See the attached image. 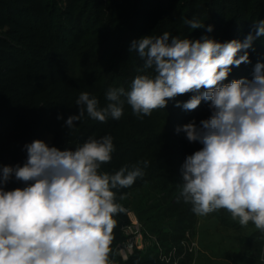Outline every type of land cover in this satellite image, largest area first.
<instances>
[{"label": "clouds", "instance_id": "1", "mask_svg": "<svg viewBox=\"0 0 264 264\" xmlns=\"http://www.w3.org/2000/svg\"><path fill=\"white\" fill-rule=\"evenodd\" d=\"M185 23L191 29L205 27L195 17ZM212 30L209 25L207 31ZM260 36L264 20L242 42L170 39L168 32L133 40L129 51L144 60L143 70L156 74L137 75L127 91L109 88L103 107L81 92L75 101L79 112L67 118L65 127L75 130L85 116L101 123L119 120L125 104L142 119L191 93L175 106L191 111L203 101L211 115L199 125L193 121L176 129L202 145L182 165L178 199L197 216L224 209L242 227L252 223L264 233V63L255 65L251 80L225 83L233 67L250 63L248 49ZM24 149L23 166L0 167V264H112L115 217L126 212L114 190L143 178L148 161L114 174L101 171L115 151L111 135L89 137L74 150L40 139ZM13 177L26 186L5 190Z\"/></svg>", "mask_w": 264, "mask_h": 264}, {"label": "trees", "instance_id": "2", "mask_svg": "<svg viewBox=\"0 0 264 264\" xmlns=\"http://www.w3.org/2000/svg\"><path fill=\"white\" fill-rule=\"evenodd\" d=\"M110 1L117 9L128 4V0ZM225 1L213 0L212 10L222 20L227 17ZM237 1L243 3L242 6L245 7L239 11L247 16V1ZM178 2L179 0H172L171 4ZM197 4L199 0H196ZM46 13L47 5L44 0H0V167L18 164L23 166L27 160L24 145L36 139L42 140L45 134H50L53 138L50 146L61 150H74L89 137L99 139L111 135L115 151L111 161L101 166V171L114 174L121 167L131 168L138 162L148 161L143 178H138L130 188L114 190L117 202L122 204L121 195L125 198L130 191L148 182L161 180L162 191L167 192L169 197L177 191L173 204H180L178 200L181 198L178 197L182 183L169 187V182L177 176L182 177L181 167L186 157L198 151L196 146L202 145L199 142H189L186 134L183 131L177 132L176 129L193 121L199 125L206 118H203L202 113L208 106L204 105L205 109L201 114V111L196 114L194 112L193 115L186 113L180 122L177 119L183 108L175 105L177 102H184L181 97L176 102L169 100L171 106L157 109L151 116L142 119L137 118L131 107L125 104L124 114L119 120L109 118L106 123H101L85 116L81 122H76L75 130L69 132L65 121L70 115L78 114L79 108L75 101L81 92L86 91L95 96L103 107L107 103L106 91L109 88H119L114 81L121 77L128 81L132 78L122 74L120 65L115 67L117 72L111 79L105 73L91 71L92 67H98L101 62L95 65L88 58L92 52H79L76 46L51 32L42 20ZM142 16L149 30L153 18L144 14ZM245 22L246 20L241 24L243 30ZM213 23L214 28L220 31L222 26L217 21ZM239 30L237 27L236 32ZM10 39L20 43V47ZM135 64L136 61L131 60L127 67L131 69ZM127 88L126 86V91ZM179 157L181 162L177 160ZM140 166L143 167V164ZM25 186L13 177L4 187L5 190H13ZM178 209L180 215L187 217L185 211H180V207L176 206V210ZM218 211L209 215L219 217ZM115 219L118 223L112 242L118 244L126 240L123 231L131 221L127 210ZM259 243L264 245L262 239ZM126 264L160 263L158 260L141 262L131 257Z\"/></svg>", "mask_w": 264, "mask_h": 264}, {"label": "rangeland", "instance_id": "3", "mask_svg": "<svg viewBox=\"0 0 264 264\" xmlns=\"http://www.w3.org/2000/svg\"><path fill=\"white\" fill-rule=\"evenodd\" d=\"M44 1L47 13L42 20L51 32L76 46L79 52H92L88 55L91 62L95 65L97 62L101 63L98 67H92L91 71L105 73L110 79L116 74L115 67L118 65L121 66L122 74L132 80L137 75L156 74L152 69L143 70L142 58L136 52L129 51L133 40L145 36L158 37L168 32L170 39L180 37L195 41L207 36L221 43L232 39L242 42L250 32L254 35V24L264 20V0H246L247 16L239 11L245 7L242 2L224 0L227 17L223 20L213 12V0H199L197 5L196 0H179L177 4H171L172 0H128V4L122 9L114 7L110 0ZM151 12L153 13L150 14ZM143 14L153 18L149 30L142 19ZM193 17L205 27L191 29L185 20ZM245 20L243 30L241 24ZM214 21L222 26L220 31L214 28ZM209 25L213 29L211 32L207 31ZM237 27L240 28L238 32ZM10 41L20 47L16 40ZM248 53L250 63L233 67L225 83L233 79L253 78L255 65L258 62L264 63V36L254 39ZM131 60H135L136 64L129 69L127 66ZM134 68L136 69L132 74ZM132 80L121 77L114 84L125 90L127 86V90H130ZM191 95H180L171 101L176 102L181 97L185 102ZM204 105L208 106L205 110ZM167 106H171L170 102ZM196 112L202 113L205 119L211 115L209 104L202 101L195 110L182 109L177 120L181 122L186 113L193 115ZM52 139L50 134H45L42 138L49 145ZM201 148L200 145L196 146L197 150ZM177 160L181 162L182 159L179 157ZM161 183V180L148 182L130 191L123 199L122 205L130 218L139 224L141 231L135 233L124 229V242L136 241L131 251L122 252L120 243H111L112 264H126L131 257L141 262L158 260L160 264H264V245L259 243L260 239L264 241V233L255 229L252 223L242 227L224 209L218 211L219 217L197 216L188 212L189 204H182V198L178 200L180 204L174 205L177 191L169 197L167 192L162 191ZM181 183L182 177L177 176L169 182V187ZM176 206L180 207V211H185L187 217L180 215Z\"/></svg>", "mask_w": 264, "mask_h": 264}, {"label": "built area", "instance_id": "4", "mask_svg": "<svg viewBox=\"0 0 264 264\" xmlns=\"http://www.w3.org/2000/svg\"><path fill=\"white\" fill-rule=\"evenodd\" d=\"M130 217V216H129ZM130 224L125 228L126 231H129L131 230V232H140L141 231V228L139 226V224L137 222H134L132 220V218H130ZM134 233V234H135ZM135 242L134 240H128L126 242H123V243H120L119 246L121 248V251L122 252H126V251H131L133 250L134 246H135ZM127 256V255H126ZM128 258V257H127Z\"/></svg>", "mask_w": 264, "mask_h": 264}]
</instances>
